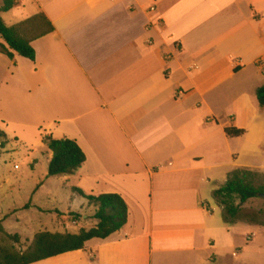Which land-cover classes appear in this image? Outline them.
I'll list each match as a JSON object with an SVG mask.
<instances>
[{
    "label": "crops",
    "instance_id": "1",
    "mask_svg": "<svg viewBox=\"0 0 264 264\" xmlns=\"http://www.w3.org/2000/svg\"><path fill=\"white\" fill-rule=\"evenodd\" d=\"M38 14L54 32L32 43L35 61L0 52V130L19 142L33 134L47 165L44 136L76 141L86 162L56 178L75 196L121 195L128 221L34 264H234L237 222L211 201L232 171H264L242 167L230 147L247 150L264 132V0H15L0 12L8 26ZM83 201L44 210L63 220L47 231L66 233L59 226L79 212L82 229L94 228Z\"/></svg>",
    "mask_w": 264,
    "mask_h": 264
},
{
    "label": "rangeland",
    "instance_id": "2",
    "mask_svg": "<svg viewBox=\"0 0 264 264\" xmlns=\"http://www.w3.org/2000/svg\"><path fill=\"white\" fill-rule=\"evenodd\" d=\"M261 138L256 146L248 144L247 150H240L241 144L238 142L231 143V150L239 153L238 163L242 167L264 168V132ZM43 149L37 145L33 134L29 135L27 142L16 141L13 135L9 139L0 137V220H3L7 233H14L11 235L21 232L32 235L50 230L46 226H51L52 220L58 224L63 220L60 222V213H48L44 210L58 208L62 211L72 207L80 211L84 204L83 198L75 196L70 188L63 186L60 178L48 177ZM15 166L19 168L15 169ZM258 173L264 174V171ZM211 205L216 209L215 214L224 218L223 209L214 201H211ZM81 218L80 212L71 213L67 218L68 222H63L59 229L68 233L86 228L85 220L82 221ZM236 222L233 224L234 237L229 244H236L241 251L238 258H233L234 264H264V198H254L243 205ZM246 236L252 237V240H246ZM18 237L16 242L0 234V247L13 248L23 253L31 243L21 240L19 235ZM232 256L237 257V254Z\"/></svg>",
    "mask_w": 264,
    "mask_h": 264
},
{
    "label": "trees",
    "instance_id": "3",
    "mask_svg": "<svg viewBox=\"0 0 264 264\" xmlns=\"http://www.w3.org/2000/svg\"><path fill=\"white\" fill-rule=\"evenodd\" d=\"M15 6V0H0V12H7ZM54 27L43 15L38 14L16 26H8L0 16V37L6 45H0V52L9 59L15 54L31 61L36 59V51L32 43L50 33ZM257 101L264 107V85L258 88ZM230 137H239L245 130L226 128ZM0 137L6 138L0 130ZM43 144L53 152V158L48 165V177H62L72 174L85 162L86 155L71 139H54L51 136L42 138ZM5 144V143H3ZM79 196L85 198L89 205L95 207L92 216L97 225L90 229H82L78 234L39 232L34 236L30 247L23 253L13 248L0 247V264H34L69 252L83 250L92 239H106L121 230L128 221V206L119 194L85 195L80 189H73ZM264 193V174L248 169H237L228 175L226 183L214 191V198L223 209L224 221L235 223L242 212V207L249 200L258 198ZM0 234L18 242V235L6 232L3 220H0Z\"/></svg>",
    "mask_w": 264,
    "mask_h": 264
},
{
    "label": "water",
    "instance_id": "4",
    "mask_svg": "<svg viewBox=\"0 0 264 264\" xmlns=\"http://www.w3.org/2000/svg\"><path fill=\"white\" fill-rule=\"evenodd\" d=\"M259 197L264 198V193L260 194Z\"/></svg>",
    "mask_w": 264,
    "mask_h": 264
},
{
    "label": "built area",
    "instance_id": "5",
    "mask_svg": "<svg viewBox=\"0 0 264 264\" xmlns=\"http://www.w3.org/2000/svg\"><path fill=\"white\" fill-rule=\"evenodd\" d=\"M152 11H154V8H151ZM19 167L18 166H15V169H18Z\"/></svg>",
    "mask_w": 264,
    "mask_h": 264
}]
</instances>
